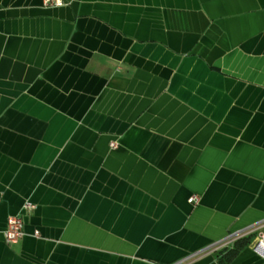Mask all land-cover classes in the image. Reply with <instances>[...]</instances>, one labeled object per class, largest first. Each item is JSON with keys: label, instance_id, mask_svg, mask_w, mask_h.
<instances>
[{"label": "crops", "instance_id": "1", "mask_svg": "<svg viewBox=\"0 0 264 264\" xmlns=\"http://www.w3.org/2000/svg\"><path fill=\"white\" fill-rule=\"evenodd\" d=\"M263 218L264 0H0V264H264L208 249Z\"/></svg>", "mask_w": 264, "mask_h": 264}, {"label": "built area", "instance_id": "2", "mask_svg": "<svg viewBox=\"0 0 264 264\" xmlns=\"http://www.w3.org/2000/svg\"><path fill=\"white\" fill-rule=\"evenodd\" d=\"M46 4L49 5H62L65 3V0H45ZM112 146L117 145V141L113 140L111 142ZM190 202L197 203L200 200V196L198 194H193L189 197ZM32 203H26L25 207H33ZM24 217L19 214H10L7 218V225L4 229V236L7 242H15L24 234ZM255 233L256 237L253 241L254 249L260 253L264 257V218L257 223L250 225L248 227L238 229L236 231L231 232L225 238L212 243L208 249L209 250H217L224 246H227L229 243H233V241L247 233ZM38 234V231H36Z\"/></svg>", "mask_w": 264, "mask_h": 264}, {"label": "rangeland", "instance_id": "3", "mask_svg": "<svg viewBox=\"0 0 264 264\" xmlns=\"http://www.w3.org/2000/svg\"><path fill=\"white\" fill-rule=\"evenodd\" d=\"M255 237H256V234L250 232V233L244 234L242 236H239L238 238H236L233 241V243L231 242L227 246H224L222 248L228 249V248H231L233 246H236L237 244L241 245V244H245L248 242H252Z\"/></svg>", "mask_w": 264, "mask_h": 264}, {"label": "trees", "instance_id": "4", "mask_svg": "<svg viewBox=\"0 0 264 264\" xmlns=\"http://www.w3.org/2000/svg\"><path fill=\"white\" fill-rule=\"evenodd\" d=\"M239 246L240 245L237 244L236 246H233L231 248H228V249L223 248L222 250H220V252H218V255H219L221 262L222 263L228 262L229 259L237 252Z\"/></svg>", "mask_w": 264, "mask_h": 264}]
</instances>
